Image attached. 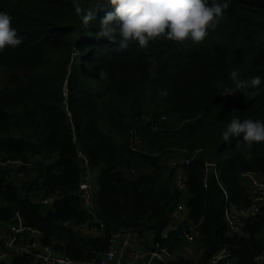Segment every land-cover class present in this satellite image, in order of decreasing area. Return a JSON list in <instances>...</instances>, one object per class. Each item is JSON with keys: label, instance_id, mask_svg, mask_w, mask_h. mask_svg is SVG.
Segmentation results:
<instances>
[{"label": "trees", "instance_id": "1", "mask_svg": "<svg viewBox=\"0 0 264 264\" xmlns=\"http://www.w3.org/2000/svg\"><path fill=\"white\" fill-rule=\"evenodd\" d=\"M80 3L96 11L87 24L74 0H0V11L10 14L23 37L18 46L0 50L6 77L0 86V162L31 164L16 170L0 164L1 219L10 222L19 212L43 233L45 244L78 262L98 260L121 230L138 238L153 233L173 246L192 224L202 256L160 264H208L223 247L237 264H264L257 261L264 254V212L246 219L240 234H232L225 220L228 203L250 205L247 174L264 182V142L249 147L243 134L230 141L222 136L234 117L264 119V85L255 95L254 89L218 93V82L231 84L233 69L241 78L264 77V0H229L226 18L203 41L157 38L147 49L135 41L124 46L119 36L99 37V16L112 9L102 0ZM101 70L107 75L101 77ZM148 115L153 120L146 123ZM133 133L140 143L134 144ZM79 150L99 174L95 203L104 229L96 238L63 225L89 221L76 194ZM178 154L190 160L186 192L175 182ZM208 162L216 163L218 177L206 173ZM14 171L24 174L20 186L12 181L20 178ZM56 195L61 199L51 206L35 201ZM181 202L190 220L174 223ZM174 224L178 228L170 230ZM12 264L33 259L17 256Z\"/></svg>", "mask_w": 264, "mask_h": 264}, {"label": "built area", "instance_id": "2", "mask_svg": "<svg viewBox=\"0 0 264 264\" xmlns=\"http://www.w3.org/2000/svg\"><path fill=\"white\" fill-rule=\"evenodd\" d=\"M66 98L69 96L68 86L64 89ZM69 112V111H68ZM69 115L71 116L70 112ZM134 144L140 143L137 133H133ZM78 158L81 164V182L77 191V196L82 200L83 207L89 216V221L82 225H76L74 222H65L63 225L72 228L78 235L86 238H96L103 234L104 224L98 218L97 206L95 203V194L99 185V174L95 171L90 158L84 151H78ZM190 160L183 159L173 162L175 169V182L178 189L187 191L186 173L184 166L188 165ZM4 167H12L14 170L22 166L31 167V164L20 160L0 162ZM219 168L215 162L206 164V173L219 176ZM15 173V171H14ZM20 178L24 174H17ZM14 176V174H13ZM250 180L251 201L249 207L239 208L233 203H228L225 209V220L229 231L232 234L243 232L245 220L263 213L264 208V182L257 175L247 174ZM35 201L44 206H51L59 196H36ZM227 198V196H226ZM3 204L0 201V210ZM174 223H182L188 218V209L184 202L179 203L176 211L172 215ZM177 225L169 227L170 230H176ZM168 231L163 234L167 237ZM148 239H145V237ZM143 238H138L133 232L121 230L114 234L111 239V245L108 251L103 253L98 260L92 262H78L65 253L56 250L53 246L43 242V233L36 228L25 224L21 214L17 212L10 222H5L0 216V262L1 264H12L14 257L27 256L33 259V264H160L175 261L178 257L202 256L204 249L197 243L199 236L198 227L190 225L185 229L182 236L175 245L169 246L156 240L153 233L146 234ZM257 261L264 262V254L259 256ZM208 264H237L232 257V253L227 247L220 249L210 259Z\"/></svg>", "mask_w": 264, "mask_h": 264}, {"label": "clouds", "instance_id": "3", "mask_svg": "<svg viewBox=\"0 0 264 264\" xmlns=\"http://www.w3.org/2000/svg\"><path fill=\"white\" fill-rule=\"evenodd\" d=\"M102 6L112 10L99 16L97 35L112 41L121 37V44L135 41L141 49H147L150 42L157 38H167L176 42L191 39L193 42L203 41L209 28L215 29L229 7V0H102ZM75 12L83 23L87 24L97 17L96 11L86 9L80 0H74ZM23 37L12 25L10 14L0 11V50L5 47H16ZM107 73L101 70L100 76ZM231 84L218 82L222 96L245 92L254 89L253 95L261 90L264 77L254 75L251 78H241L238 70L230 72ZM234 85L235 87H233ZM243 134V141L249 147L255 143L264 142V119L230 120L222 136L224 141Z\"/></svg>", "mask_w": 264, "mask_h": 264}, {"label": "rangeland", "instance_id": "4", "mask_svg": "<svg viewBox=\"0 0 264 264\" xmlns=\"http://www.w3.org/2000/svg\"><path fill=\"white\" fill-rule=\"evenodd\" d=\"M5 79H6V77L3 75V73L0 72V86H2V85L4 84V82L6 81ZM69 93H70V92H69ZM152 118H153V117H152L151 115H148V116L144 117L143 119L145 120L144 122L148 123V122H150L151 120H153ZM161 121H162V122L166 121V117L161 118ZM172 124H173V123H172ZM132 139H133V135H132ZM180 154H182V152H180ZM175 156H179V157H176V159L173 160V161H179V160H183V159L186 158V157H185V154H184V155H179V154H178V155H175ZM172 165H173V163H172ZM172 167H173V166H172ZM16 175H17V174L14 173V176H16ZM16 177H17V176H16ZM12 181H13L15 184H17V186H20V184L22 183L23 179H21V178H14V179H12ZM145 239H148V237L146 236Z\"/></svg>", "mask_w": 264, "mask_h": 264}]
</instances>
